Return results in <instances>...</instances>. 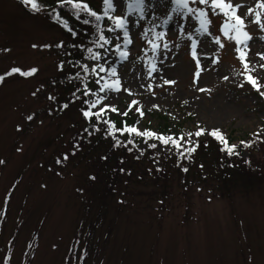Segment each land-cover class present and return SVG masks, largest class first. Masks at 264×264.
<instances>
[{"label": "rangeland", "instance_id": "374dc122", "mask_svg": "<svg viewBox=\"0 0 264 264\" xmlns=\"http://www.w3.org/2000/svg\"><path fill=\"white\" fill-rule=\"evenodd\" d=\"M53 1L38 0L42 9ZM87 2L98 11L102 8V0ZM114 2L116 14L126 11L124 0ZM233 3L244 6L238 14H246L249 7L261 11L256 8L258 0ZM24 6L21 0H0V75L13 67L38 69L32 77L15 74L0 83V160L5 162L0 164V264H63L77 226L83 218L87 225L96 216L99 199L94 201V196L101 187L97 180L90 186L91 161L67 154L64 165L57 163L82 125L78 108L56 113L57 96L47 88L61 63L67 65L54 44L68 38L42 9L27 12ZM176 7L174 0H146L144 15L129 16L131 43L126 46L122 31H106L112 42L104 48L94 47L98 34L92 38L89 47L99 51L101 59L90 60L85 51L78 68L88 77L89 89L97 96H107L92 111L109 105L98 120L100 125L109 127L104 121L118 120L120 129L134 126L155 132L157 137L171 136L180 145L115 131L119 138L136 140L138 149L155 143L156 152L176 149L180 153L218 129L229 147L241 148L235 153L246 156L252 138L257 137L255 145L264 141V97L241 74L245 69L235 49L247 54L245 60L254 69L251 75L264 85V69L259 67L264 64V30L246 19V31L252 38L247 47L237 45L221 31L227 19L223 13L213 16L209 10L212 23L209 33L203 34L195 16L186 15L183 9L173 11ZM217 36L224 47L215 42ZM193 41H197L195 58ZM121 52L127 53L126 58H121ZM85 64L88 73L82 70ZM98 64L117 69L116 76L108 72L99 76L109 82L118 78L120 91H99L100 85L95 84L99 76L91 72ZM165 80L175 83L165 84ZM111 107L118 111L112 112ZM126 111L128 115L123 116ZM200 129L204 134L195 137ZM168 186L166 204L159 202L162 195L150 181L124 187L125 204L119 209L114 199L105 200L109 206L97 232L107 237L100 243V264H264V187L252 194L227 197L207 184L194 187L184 199L174 179Z\"/></svg>", "mask_w": 264, "mask_h": 264}, {"label": "trees", "instance_id": "16d2710c", "mask_svg": "<svg viewBox=\"0 0 264 264\" xmlns=\"http://www.w3.org/2000/svg\"><path fill=\"white\" fill-rule=\"evenodd\" d=\"M90 7L98 13L101 11L93 6ZM52 8H57L61 16L68 20L73 30L77 32L75 37L51 17ZM24 10L33 12L26 6ZM42 10L44 12L41 13L45 14L50 23L59 27L68 38L62 47H58L61 49L59 54L63 60H66L67 65L57 76L50 78L47 82L49 91L52 88L57 96L58 103L55 104V108L58 112L56 113L60 114L68 107L81 110L82 125L69 139L70 147L63 153L77 155L80 159L91 161L93 170L89 175L90 186L97 180L99 183L97 186L101 187L100 192L94 196V201L99 199L96 216L87 225L84 224L86 218H83V222L77 226L63 264H100V243L105 242L107 237L103 238L97 232L105 221L106 209L109 206V202L105 203V200L114 199V206L119 209L125 204L122 195L126 192L123 188L131 182L148 184L150 181L156 186L155 192L158 190L157 187L159 188V194L162 195L159 202L162 204H166L170 197L168 185L171 179L176 182L178 191L184 199L189 198V193L194 187L200 189L207 184L218 190L220 195L227 197L239 192L252 194L264 187V141L258 140V145H255L256 136L246 147V156H241L239 153L238 155L223 153L222 145L215 137L209 135L197 142L199 146L189 158L186 152L184 156H180L176 149H162L156 152L148 146L149 144L145 150L138 149L136 140L128 143V140L117 137L115 130H113L114 136L110 135L109 127L100 125L96 117L86 119L82 115V110H87L88 105L83 101H92L97 95L83 96L86 81L83 79L84 73H80V80L74 77L81 71L78 68L80 60L85 58L84 52L97 34L95 24H83V17L77 20L67 8L59 7L57 0L48 3ZM136 13L144 15V13ZM106 23H108L107 20L102 21L101 27L104 28ZM57 45L58 43L54 44L56 47ZM44 88L46 89V85ZM73 93L81 99L76 100ZM66 103L68 107L63 108ZM112 122L116 128L119 127L118 120ZM116 139L121 141L120 145L116 144ZM240 149L234 150L239 152ZM66 160L61 157L62 165ZM185 168L188 170L184 171ZM91 189L93 191V188ZM84 226H87L86 230L83 229Z\"/></svg>", "mask_w": 264, "mask_h": 264}, {"label": "snow or ice", "instance_id": "6c2138e0", "mask_svg": "<svg viewBox=\"0 0 264 264\" xmlns=\"http://www.w3.org/2000/svg\"><path fill=\"white\" fill-rule=\"evenodd\" d=\"M21 3L25 6H29L30 9L33 12H40L42 9V5L38 2V0H21ZM174 3L176 4V8L173 9V11L178 10H186V15H194L195 18L200 22V29L198 31H202L203 34L209 33V25L212 23L211 19H209V10H211V14L213 16L219 15L220 13H223L224 17H227L224 24L221 27V31L223 32V35L229 39H234L237 43V45L243 43L245 47H247V41L250 40L252 37L250 34L246 31L247 24L246 19L251 22L255 23L259 26L261 30H264V20H262V16H264V0H258V3L256 5V8L260 9L261 11H257L255 8L249 7L247 9V13H240L238 14L239 10L242 9L244 6L241 4H234L233 0H174ZM57 4L61 8H67L73 16L77 20L82 19V23L85 25L89 24H95V31L98 34L97 39L93 41V44L98 48H104L105 45L112 42V38L107 37L105 35V32H118L122 31V35L124 38L125 46L128 43H131V39L129 37V16L139 12L143 14L145 10V4L146 0H126V11H122L121 14L117 13V7L115 5L114 0H102V8L101 11L98 13L96 10L90 7L87 0H57ZM204 5V8L199 7H192L190 5ZM217 9L219 12H217ZM51 17L59 24L63 26L64 29H66L68 32L72 34L73 37L77 35V32L73 30V28L70 26L68 20L66 18H63L60 14V12L57 10V8H52L50 11ZM109 21L111 22V26H107L102 28L101 22L102 21ZM230 33H236L235 36L231 35ZM240 36H243L245 39L243 41L240 40ZM115 39L119 40L120 36L117 35ZM215 42L220 45V47H224L225 45L221 43L220 37H215ZM151 43V41H149ZM63 42L57 45V47H62ZM33 47H36V45H33ZM47 47V45L45 46ZM167 47V45H165ZM196 47H197V41L192 42V55L193 58L196 57ZM115 48L117 50L120 49V44L117 43L115 45ZM238 53H240L239 59L243 62V66L245 71L241 73L245 76L246 82L250 83L253 88L256 89L259 94L264 97V91H261V88L264 87V85L260 84L258 82V78H254L251 75V71L254 69H250L249 63L245 60L246 53H243L239 47L235 49ZM4 51H7L6 49ZM87 53L89 54L90 60H100L101 59V53L99 51L94 52L92 47L86 48ZM121 58H126L127 53L121 52L120 53ZM262 58H264V55H262ZM64 65L63 62L60 65L61 70L63 69ZM197 67H199V61H197ZM260 68L264 69V64L259 66ZM82 70L85 73L89 72V66L87 64L82 65ZM154 70V69H153ZM38 71L37 68L33 67L28 70H22L20 67H13L8 72L4 73L3 75H0V83L4 82L6 77H11L15 74H19L23 77H32L34 74H36ZM91 72L95 74L96 76H99L101 72H108L110 76H116L117 75V69L115 67H112L110 69H106L103 65L98 64L95 67L91 68ZM151 74V73H150ZM196 76L199 77V72L196 73ZM76 80H80V72H77L75 77ZM84 80H87L88 77H83ZM225 79H228V77H225ZM104 80V83L101 85V81ZM165 84H171L175 83L174 81L165 80ZM95 84L100 85L99 91L100 92H106V91H120V82L117 78L115 81L109 82L108 80H105L103 76H99V79L95 80ZM244 85L241 84L240 87H243ZM201 91H204V89H200ZM77 91H80V89H77ZM90 94L95 95V93L88 88V85L84 84V91L82 92V95L87 97ZM35 95V93H33ZM75 96V93H73ZM49 99L55 100V97L50 96ZM76 100H80V96H75ZM107 96H96V98L92 101L84 100L83 103L88 105L87 110H82V115L86 119H91L93 116L96 117L97 120L101 118L102 113H104L105 108L109 105H105V107H101L98 111L93 112L92 109L96 108L98 105L102 103V101L106 100ZM137 101H132V104H137ZM68 104H64L63 108H67ZM139 111V109H137ZM112 112H117L118 109L115 107H111ZM143 115V112L140 113ZM123 116H127L128 112L122 113ZM29 121L33 119L32 115H29L27 117ZM104 123L109 125V134L114 136V131L119 132H127V133H134L137 136L141 137H156L157 139L161 140L164 145H168L171 143L172 145H175L177 148L180 147L177 140H174L171 136H159L157 137V134L155 132L151 131H139L136 127L132 126L129 127L127 125L124 126V128H116L115 124L111 121H104ZM99 130V129H97ZM205 130L200 129L195 132V137H200L202 134H204ZM211 136L215 137L218 141H221L225 148L227 149L228 155L237 154L234 152L235 145H232L231 147L228 146L227 140L225 136L217 129V130H211L209 133ZM192 135V134H189ZM183 139V137H181ZM191 143V141H188ZM128 143H132L131 140L128 141ZM244 143V142H241ZM116 144L120 145L121 141L119 139H116ZM150 148H157V144L152 143L148 145ZM198 144H194L193 147L185 149V151H181L179 153L180 156H184L185 152L188 154V157L190 158L191 153L196 151V148L198 147ZM131 150V149H130ZM19 151V149H18ZM64 160L68 159V155L65 154L63 157ZM62 161L58 160L57 163H61ZM5 163L3 160H0V164ZM188 169L185 168L184 171H187ZM9 199L8 196L5 197V201Z\"/></svg>", "mask_w": 264, "mask_h": 264}]
</instances>
